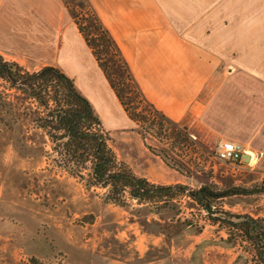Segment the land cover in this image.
<instances>
[{
    "label": "rangeland",
    "instance_id": "obj_1",
    "mask_svg": "<svg viewBox=\"0 0 264 264\" xmlns=\"http://www.w3.org/2000/svg\"><path fill=\"white\" fill-rule=\"evenodd\" d=\"M71 1L78 22L88 26L86 36L128 103L139 137L163 160L167 156L185 169L171 166L187 176L184 185L227 191L261 182L264 177L252 182L249 169L236 173L234 164L221 160L217 155L221 142L206 145L142 102L89 5ZM226 6L230 16H240L232 24L244 44L242 59L258 65L264 74V0H228ZM13 69L19 74L16 84L0 76V264H245L246 258L252 259L242 232L232 230L244 249L228 243L226 225L210 220L207 210L186 193L175 195L178 215L169 209L158 212L155 202L140 205L128 199L129 206H120L107 202L106 189L90 188L60 167L62 155L35 120L47 116L42 100L50 107L67 105L65 86L56 77L47 83L35 81L34 98L22 81L38 71ZM112 135L115 147L124 152L131 140L128 134ZM247 150L251 149L245 155ZM254 153L255 159L261 156ZM214 164L218 174H213ZM212 203L217 210L264 216V193L232 194ZM185 220L192 225L183 224Z\"/></svg>",
    "mask_w": 264,
    "mask_h": 264
},
{
    "label": "crops",
    "instance_id": "obj_2",
    "mask_svg": "<svg viewBox=\"0 0 264 264\" xmlns=\"http://www.w3.org/2000/svg\"><path fill=\"white\" fill-rule=\"evenodd\" d=\"M75 1L89 5L142 96L166 120L206 145L233 141L245 151L251 149L245 165L233 167L236 173L249 169L252 182L264 177V74L258 65L242 59L244 44L232 24L240 16L229 15L228 0ZM72 4L0 0V55L27 70L59 69L92 103L118 160L152 183L184 184L187 176L139 137L81 31ZM217 4L219 8L213 6ZM113 132L130 137L124 152L115 147ZM254 152L261 156L255 159ZM212 168L218 174L217 165ZM245 253L239 251L242 257Z\"/></svg>",
    "mask_w": 264,
    "mask_h": 264
},
{
    "label": "trees",
    "instance_id": "obj_3",
    "mask_svg": "<svg viewBox=\"0 0 264 264\" xmlns=\"http://www.w3.org/2000/svg\"><path fill=\"white\" fill-rule=\"evenodd\" d=\"M94 20L101 30V34L106 40L105 42L120 59L121 63L118 64L119 67L134 84L138 94H140L142 102L165 118L162 113L150 105L142 96L130 75L126 62L120 56L114 40L96 16ZM86 27L88 26L80 23V29L84 34L86 32ZM86 39L94 49L97 60L105 71L122 105L125 107L126 111L130 112L128 103L125 102L123 95L112 80L107 65L101 62L96 48L92 46L87 36ZM14 67L18 68L20 65L16 62L6 61L0 55V76H5L8 81L16 84L17 80H19V74L15 72L13 69ZM50 77H56L63 82L67 105L50 107L49 101L42 100V105L45 106L48 113L46 117H40V119L35 120V123L38 127L47 130L48 135L55 144L54 150L62 155L63 158L59 160L57 164L71 175L85 181L88 187L106 189L105 198L107 202H112L120 206H129L128 199L136 200L140 205L155 202L158 212L169 209L170 211H176L175 214L178 215L180 209H178L177 203L174 201L176 199L175 195L178 193H186L205 209L208 206L213 207V200L224 198L227 195L264 193V178L260 183L251 188L236 187L232 190L216 191L211 185H203L198 189H193L180 183L159 185L150 182L145 177L137 176L127 163L118 160L115 151L109 144V135L103 128L101 120L96 114L92 103L77 90L73 79L66 76L59 69L49 66L42 68L35 74L27 75L22 83L27 89H32V96L36 98L37 94L35 93V89L37 87H35L34 82L42 81L47 83L51 80L49 79ZM55 131H58V134H56ZM152 150L155 152L154 148H152ZM165 157L166 159L164 158V160L168 165L172 167L181 166L177 162L168 159L167 156ZM88 164H90V166H88ZM215 210L225 212L229 215L245 217L242 221L234 222L208 214L210 220L222 223L230 230L225 239L228 243L235 246L239 243L241 246L242 244L238 242L239 237L232 230L242 232L245 241L249 243L253 251L252 259L249 260L246 258L245 264L249 261L253 264H264V216L253 217L249 214H235L230 211ZM175 217L176 216L173 215L172 218L174 219ZM182 223L188 226L192 225L188 220ZM241 247L244 249L243 246Z\"/></svg>",
    "mask_w": 264,
    "mask_h": 264
},
{
    "label": "built area",
    "instance_id": "obj_4",
    "mask_svg": "<svg viewBox=\"0 0 264 264\" xmlns=\"http://www.w3.org/2000/svg\"><path fill=\"white\" fill-rule=\"evenodd\" d=\"M244 151L233 141H224L219 144L217 155L227 163L242 166L246 162Z\"/></svg>",
    "mask_w": 264,
    "mask_h": 264
},
{
    "label": "water",
    "instance_id": "obj_5",
    "mask_svg": "<svg viewBox=\"0 0 264 264\" xmlns=\"http://www.w3.org/2000/svg\"><path fill=\"white\" fill-rule=\"evenodd\" d=\"M206 209H207V212L211 215L218 216L223 219H228L234 222H239L245 219V217H238L235 215H229L225 212L216 211L213 207H210V206H208Z\"/></svg>",
    "mask_w": 264,
    "mask_h": 264
},
{
    "label": "bare ground",
    "instance_id": "obj_6",
    "mask_svg": "<svg viewBox=\"0 0 264 264\" xmlns=\"http://www.w3.org/2000/svg\"><path fill=\"white\" fill-rule=\"evenodd\" d=\"M250 155V154H249Z\"/></svg>",
    "mask_w": 264,
    "mask_h": 264
}]
</instances>
